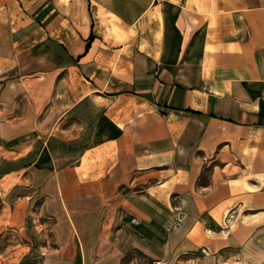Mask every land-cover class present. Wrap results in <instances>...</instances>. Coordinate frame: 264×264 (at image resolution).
Masks as SVG:
<instances>
[{"label": "crops", "instance_id": "obj_1", "mask_svg": "<svg viewBox=\"0 0 264 264\" xmlns=\"http://www.w3.org/2000/svg\"><path fill=\"white\" fill-rule=\"evenodd\" d=\"M7 229L14 260L264 264V0H0Z\"/></svg>", "mask_w": 264, "mask_h": 264}, {"label": "rangeland", "instance_id": "obj_2", "mask_svg": "<svg viewBox=\"0 0 264 264\" xmlns=\"http://www.w3.org/2000/svg\"><path fill=\"white\" fill-rule=\"evenodd\" d=\"M27 234L30 236L32 231L27 229ZM25 230H14L7 229L3 236H0V264H44L43 256L38 253V255L31 256L30 254L25 255L20 259H12L10 251L13 248V245L20 241V243H28L26 239ZM33 235V234H32ZM40 243H44V238L40 240ZM41 244V245H42ZM139 258L140 263L149 264L151 261L146 260L141 256V254H135Z\"/></svg>", "mask_w": 264, "mask_h": 264}]
</instances>
